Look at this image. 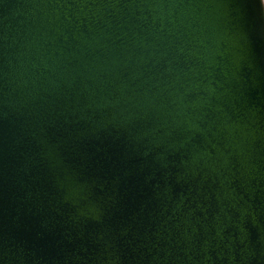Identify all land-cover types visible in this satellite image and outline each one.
I'll list each match as a JSON object with an SVG mask.
<instances>
[{
	"label": "water",
	"instance_id": "95a60500",
	"mask_svg": "<svg viewBox=\"0 0 264 264\" xmlns=\"http://www.w3.org/2000/svg\"><path fill=\"white\" fill-rule=\"evenodd\" d=\"M0 264H264V0H0Z\"/></svg>",
	"mask_w": 264,
	"mask_h": 264
}]
</instances>
